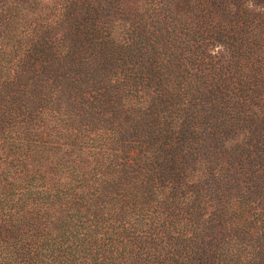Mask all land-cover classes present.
<instances>
[{
  "label": "trees",
  "instance_id": "1",
  "mask_svg": "<svg viewBox=\"0 0 264 264\" xmlns=\"http://www.w3.org/2000/svg\"><path fill=\"white\" fill-rule=\"evenodd\" d=\"M0 264H264V0H0Z\"/></svg>",
  "mask_w": 264,
  "mask_h": 264
},
{
  "label": "clouds",
  "instance_id": "2",
  "mask_svg": "<svg viewBox=\"0 0 264 264\" xmlns=\"http://www.w3.org/2000/svg\"><path fill=\"white\" fill-rule=\"evenodd\" d=\"M248 7H251V4H249Z\"/></svg>",
  "mask_w": 264,
  "mask_h": 264
}]
</instances>
